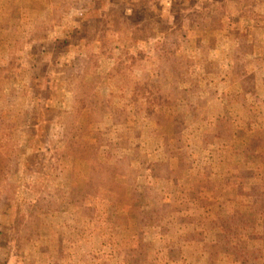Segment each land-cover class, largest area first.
Listing matches in <instances>:
<instances>
[{
	"label": "rangeland",
	"instance_id": "374dc122",
	"mask_svg": "<svg viewBox=\"0 0 264 264\" xmlns=\"http://www.w3.org/2000/svg\"><path fill=\"white\" fill-rule=\"evenodd\" d=\"M0 264H264V0H0Z\"/></svg>",
	"mask_w": 264,
	"mask_h": 264
}]
</instances>
